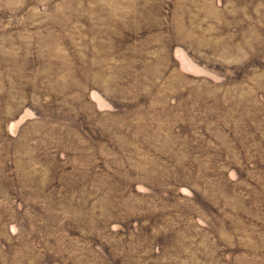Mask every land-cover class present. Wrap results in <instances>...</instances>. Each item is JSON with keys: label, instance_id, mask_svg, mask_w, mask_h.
<instances>
[{"label": "rangeland", "instance_id": "1", "mask_svg": "<svg viewBox=\"0 0 264 264\" xmlns=\"http://www.w3.org/2000/svg\"><path fill=\"white\" fill-rule=\"evenodd\" d=\"M0 264H264V0H0Z\"/></svg>", "mask_w": 264, "mask_h": 264}]
</instances>
